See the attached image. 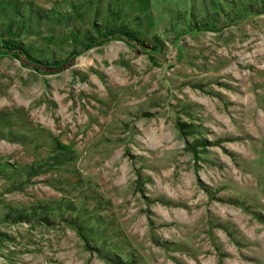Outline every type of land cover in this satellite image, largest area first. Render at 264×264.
I'll return each mask as SVG.
<instances>
[{
  "label": "rangeland",
  "instance_id": "1",
  "mask_svg": "<svg viewBox=\"0 0 264 264\" xmlns=\"http://www.w3.org/2000/svg\"><path fill=\"white\" fill-rule=\"evenodd\" d=\"M13 7L42 17L38 62L0 49V264H264V0ZM108 10L143 44L86 46Z\"/></svg>",
  "mask_w": 264,
  "mask_h": 264
},
{
  "label": "trees",
  "instance_id": "2",
  "mask_svg": "<svg viewBox=\"0 0 264 264\" xmlns=\"http://www.w3.org/2000/svg\"><path fill=\"white\" fill-rule=\"evenodd\" d=\"M15 7L12 8V17H8L4 21H0V49H5L11 51L19 57L26 59L29 63L36 61L34 59L33 52L31 50V42L29 39H23L27 34H30L29 28L35 19H40L42 17V12L40 9L29 7L23 12L14 11ZM119 13L116 10L107 11V22L102 31L96 30V35L90 36L89 41L86 44L88 46L90 42L95 41L99 37L114 38L122 37L139 45L143 44L144 37H142L136 28L129 27L123 21H118ZM124 16H121L123 18ZM201 25L194 24L195 29H199ZM22 34L23 37H22ZM152 48L157 45L155 43V38L151 37L149 41ZM38 62V61H36ZM37 66H39L37 64ZM103 256L108 258L115 264H127V262L121 261L112 251L103 252Z\"/></svg>",
  "mask_w": 264,
  "mask_h": 264
}]
</instances>
